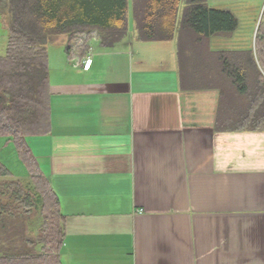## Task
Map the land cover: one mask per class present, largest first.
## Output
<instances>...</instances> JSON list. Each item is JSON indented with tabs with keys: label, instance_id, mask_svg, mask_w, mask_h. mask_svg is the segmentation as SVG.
I'll use <instances>...</instances> for the list:
<instances>
[{
	"label": "crops",
	"instance_id": "crops-1",
	"mask_svg": "<svg viewBox=\"0 0 264 264\" xmlns=\"http://www.w3.org/2000/svg\"><path fill=\"white\" fill-rule=\"evenodd\" d=\"M134 1L115 45L93 33L67 52L56 38L60 84L48 46L51 129L28 143L65 217L63 264H264V127L240 129L249 109L214 48L233 34L189 46L182 68L178 33L139 39ZM246 1L206 0L238 23ZM0 27L9 36L1 11ZM24 167L14 180L32 181Z\"/></svg>",
	"mask_w": 264,
	"mask_h": 264
},
{
	"label": "trees",
	"instance_id": "trees-1",
	"mask_svg": "<svg viewBox=\"0 0 264 264\" xmlns=\"http://www.w3.org/2000/svg\"><path fill=\"white\" fill-rule=\"evenodd\" d=\"M135 0L139 39L165 41L179 36L180 65L189 46L214 35L231 36L238 29L231 11L210 9L206 0ZM8 20L7 53L0 57V138L12 143L30 173L33 187L13 179L0 160V264H63L65 217L60 202L41 176L28 137L50 133V65L48 46L62 35L66 50L80 36L96 33L112 46L128 37V0H0ZM259 28L255 54L221 51L224 81L233 85L241 107L249 109L240 129L264 127V33ZM191 32L196 36H184ZM89 50V42L82 55ZM249 97V98H248ZM248 98V101H247ZM234 108V106H233ZM42 223L32 229V215ZM34 228V227H33Z\"/></svg>",
	"mask_w": 264,
	"mask_h": 264
},
{
	"label": "rangeland",
	"instance_id": "rangeland-1",
	"mask_svg": "<svg viewBox=\"0 0 264 264\" xmlns=\"http://www.w3.org/2000/svg\"><path fill=\"white\" fill-rule=\"evenodd\" d=\"M130 5H131V0ZM184 6L180 9L179 20L182 16ZM236 12L239 17V26L238 29L234 32V34L229 39H223L215 41L214 48L217 50H237V51H246V50H256V41L257 34L260 30V36L264 33V3L260 0H248L244 4H242L239 8H236ZM133 25V22L132 24ZM130 25V27H131ZM2 31V28L0 27ZM8 33L6 31L5 35ZM2 36L0 34V56H5L8 48L9 36ZM52 56V81L53 84H60L61 79L65 75V71H61L59 69L58 58L59 56H66L65 44L60 41H54L49 45ZM256 56V54H255ZM69 70V69H68ZM69 72V71H68ZM29 137L27 138L28 141ZM0 160L5 163V165L16 173H20L22 175V170L25 169L24 165L20 162V160L16 157V153L13 149V146H5L4 141L0 140ZM22 183L27 187H33L34 183L28 179V176H21ZM31 181V182H30ZM32 219L35 218V221L32 222V229L37 230L38 227L42 223V217L32 215ZM38 225V226H37ZM37 226V228H36ZM34 227V228H33Z\"/></svg>",
	"mask_w": 264,
	"mask_h": 264
},
{
	"label": "built area",
	"instance_id": "built-area-1",
	"mask_svg": "<svg viewBox=\"0 0 264 264\" xmlns=\"http://www.w3.org/2000/svg\"><path fill=\"white\" fill-rule=\"evenodd\" d=\"M95 34H96V33H95ZM91 58H92V54L90 53V54L87 56L86 59L81 60L80 62H78V64H79L80 66H84V67H86L87 65L89 66V64L91 63Z\"/></svg>",
	"mask_w": 264,
	"mask_h": 264
}]
</instances>
